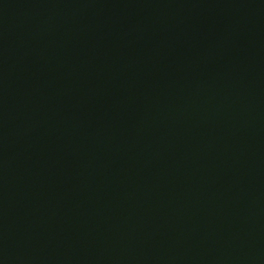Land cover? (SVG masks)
<instances>
[{"label": "water", "instance_id": "1", "mask_svg": "<svg viewBox=\"0 0 264 264\" xmlns=\"http://www.w3.org/2000/svg\"><path fill=\"white\" fill-rule=\"evenodd\" d=\"M0 264H264V0H0Z\"/></svg>", "mask_w": 264, "mask_h": 264}]
</instances>
